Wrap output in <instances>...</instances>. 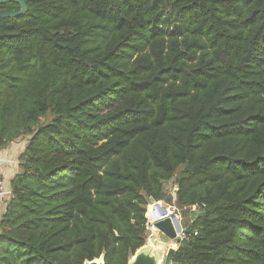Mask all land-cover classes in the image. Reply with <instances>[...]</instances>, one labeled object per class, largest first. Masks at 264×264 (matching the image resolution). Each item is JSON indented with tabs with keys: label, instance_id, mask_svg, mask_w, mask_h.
<instances>
[{
	"label": "trees",
	"instance_id": "16d2710c",
	"mask_svg": "<svg viewBox=\"0 0 264 264\" xmlns=\"http://www.w3.org/2000/svg\"><path fill=\"white\" fill-rule=\"evenodd\" d=\"M23 1L0 2V147L28 137L0 264H129L175 176L202 206L171 264H264V0Z\"/></svg>",
	"mask_w": 264,
	"mask_h": 264
},
{
	"label": "rangeland",
	"instance_id": "374dc122",
	"mask_svg": "<svg viewBox=\"0 0 264 264\" xmlns=\"http://www.w3.org/2000/svg\"><path fill=\"white\" fill-rule=\"evenodd\" d=\"M51 119V115L47 117H43L41 120L42 122H47ZM24 141H21V144ZM166 192L168 194V197H171L170 201L161 200L163 205L170 206L174 213H176L177 217L175 220V225L180 223V237L184 238L187 233L184 231L191 225L192 220L195 218V216L199 213L201 206H190V207H179L176 201V198L174 197V193L177 191V183H176V176L172 178L171 180L167 181L165 183ZM152 202L149 203L147 208L146 215H151V211L148 213V210L151 209L152 211L156 212L157 215L166 216L163 214V208L157 206L156 204H153ZM151 205V206H150ZM150 206V207H149ZM172 212V213H173ZM177 222V223H176ZM147 242L143 250H154V242L159 241L160 247L158 246L157 251L160 255V264H166L165 259L167 257V254L169 252V247L174 246L173 248H178L179 243L176 239H170L166 237L162 232H160L156 227H154L153 222L148 221L147 226Z\"/></svg>",
	"mask_w": 264,
	"mask_h": 264
},
{
	"label": "water",
	"instance_id": "95a60500",
	"mask_svg": "<svg viewBox=\"0 0 264 264\" xmlns=\"http://www.w3.org/2000/svg\"><path fill=\"white\" fill-rule=\"evenodd\" d=\"M10 0H0V2H6ZM21 2L22 5V11L26 10V5L23 0H18ZM13 15L14 13H5L1 15ZM174 197L177 198V192L174 193ZM150 201L153 204H156L157 206L163 208L167 213L169 211V207L166 205H163L161 200L156 201L154 198L151 197ZM197 206V205H196ZM199 206H202V204H199ZM166 213V214H167ZM164 214V215H166ZM148 218V221L153 222L154 227H156L160 232H162L166 237L170 239H176L177 242L180 244L183 240L182 237H180V231L175 226V220H176V213H172L171 215L164 216H158L155 212L152 215H146ZM164 217V218H161ZM185 233H188V229L184 231ZM146 245V244H145ZM141 247L137 250V252L130 258L129 264H159L160 263V255L157 251L158 246L160 247V242L155 241L154 246L155 249L152 250H143L145 247ZM177 248H170L169 252L167 254V257L165 259L166 264H171V257L172 254L175 252ZM84 264H105L104 256H101L99 258H95L93 260H87Z\"/></svg>",
	"mask_w": 264,
	"mask_h": 264
},
{
	"label": "crops",
	"instance_id": "0c3cea01",
	"mask_svg": "<svg viewBox=\"0 0 264 264\" xmlns=\"http://www.w3.org/2000/svg\"><path fill=\"white\" fill-rule=\"evenodd\" d=\"M21 141L24 142L21 144ZM27 144L28 137L21 136L0 147V170L3 173L5 183L4 192L0 196V222L12 196V179L21 170L20 155L24 152Z\"/></svg>",
	"mask_w": 264,
	"mask_h": 264
},
{
	"label": "built area",
	"instance_id": "2783aa9c",
	"mask_svg": "<svg viewBox=\"0 0 264 264\" xmlns=\"http://www.w3.org/2000/svg\"><path fill=\"white\" fill-rule=\"evenodd\" d=\"M4 186H5V183H4V176H3V173L2 171L0 170V196L3 194L4 192ZM195 234H197V231L195 232Z\"/></svg>",
	"mask_w": 264,
	"mask_h": 264
},
{
	"label": "bare ground",
	"instance_id": "6f19581e",
	"mask_svg": "<svg viewBox=\"0 0 264 264\" xmlns=\"http://www.w3.org/2000/svg\"><path fill=\"white\" fill-rule=\"evenodd\" d=\"M151 205H153V204H151ZM151 205H150V206H151ZM150 206H149V207H150ZM154 213H155V212L151 210V215L154 214ZM158 216H162V215H158ZM168 216H169V215H168ZM164 217H165V216H164ZM164 217H161V218H164ZM176 223H177V222H176ZM175 226H176V228L180 231V223H179V224L177 223ZM172 247H174V246H170L169 249L172 248ZM159 264H160V263H159Z\"/></svg>",
	"mask_w": 264,
	"mask_h": 264
}]
</instances>
